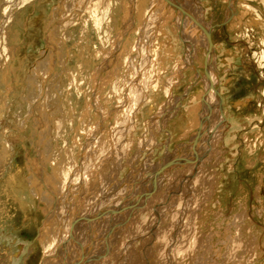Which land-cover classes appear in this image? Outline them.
<instances>
[{"label": "rangeland", "instance_id": "obj_1", "mask_svg": "<svg viewBox=\"0 0 264 264\" xmlns=\"http://www.w3.org/2000/svg\"><path fill=\"white\" fill-rule=\"evenodd\" d=\"M7 1L0 0V264H41L40 231L59 227L43 224L50 190L86 210L114 177L119 190L158 176L156 164L186 149L207 113L196 71L207 77L213 63L221 134L208 137L201 165L177 166L171 176L175 152L163 171L168 179L201 170L195 187L187 181L164 201L169 187L155 179L156 192L130 211L126 236L113 242L110 263L264 264V0H199L204 21L190 0H181L192 5L184 18L170 0ZM189 18L196 71L182 41ZM204 24L210 51L199 33ZM76 160L87 165V177L66 196L64 176ZM237 239L247 247L227 254Z\"/></svg>", "mask_w": 264, "mask_h": 264}, {"label": "bare ground", "instance_id": "obj_2", "mask_svg": "<svg viewBox=\"0 0 264 264\" xmlns=\"http://www.w3.org/2000/svg\"><path fill=\"white\" fill-rule=\"evenodd\" d=\"M170 1H171V4H173L172 6H174V8H176V15H179V13H181L180 16L183 18L185 17L184 11L187 12V10L188 11H190V9L192 10V8H191L192 5L191 6L189 5L190 8H188V7L185 8L184 3H182L181 0H170ZM7 2L9 3L10 7H13L15 5V3L19 2V0H8ZM161 2H164V0H162ZM165 2H166V0H165ZM190 2L191 3L193 2L194 5H196L197 9L200 10V12L197 15L199 16V19H201V21H204L203 8L201 7L199 0H192V1L190 0ZM8 3H6V4H8ZM190 21H192L190 18L187 19L186 24L184 23L185 24L184 29H183V27H181L182 41L184 42V45L186 48V53H187L186 58L192 64L194 70L196 71L195 66H194L195 64L193 62V56L191 54V44H190L191 41L188 40L189 38L187 36V27H188L187 25L189 24ZM197 24L199 25V23H197ZM191 25H192V23H191ZM198 25H196V26L199 27ZM210 30L211 29L208 30V28L206 27V24H204V26L199 30L200 31L199 33H203L204 36L206 37L207 41H208V50L209 51L212 50L210 48L213 46ZM185 36H187V38H188L187 40H186ZM207 69H208L207 77L206 76H199L197 71H196V78H199L198 80H202L203 82H205L204 84L207 86V89H206V87L204 85V89H205V92H207L206 95L208 96L207 102H204L205 105H204V103L201 105L203 108L205 106L207 113L203 114V110H202L201 111L202 115L199 116L200 118L198 119L199 123L197 122V124H198L197 130L199 129L200 135L197 139H195L193 141V137L197 134V132H198L197 131L196 134L192 136L190 141L183 143L181 145V147H183L185 144L187 146V148L184 150H181V152L177 150V151H174L171 153L170 152L167 153L165 155L166 157L163 156V158H164L163 162L161 163V161H159L156 164L157 166H155V168L158 169V171H157L158 176H150L147 179H145L144 181H142L139 185H137L135 187H133V185H132L131 189L129 187H123L122 189H119V190L117 189V187H118V184L116 183L117 178L114 177L111 179L112 180L111 183L115 185L114 188H112L111 186H113V185L108 182V187H105L106 193L103 192L101 197L99 195L100 198L98 197L99 198L98 201H96L94 203L92 202V204L89 205L90 208L86 209V210H84V209L81 210L75 204H74V207L72 208L71 206L73 205V202L72 203L71 202L68 203L67 201H65L64 203H63V201L60 202V200L62 199L60 194L58 195L55 192V190L49 191L52 194V200L50 199L51 200V203L49 204L50 207L45 212L46 219H45V222L43 224H45L46 229L48 226H51V223H55L59 227H56L58 230V233L57 232L54 233V231H52V229L46 230V231H40V235L44 236L46 239L43 242L45 255L42 259L41 264H78V263L79 264H88V263H86V261L89 259L93 260L92 262H94V264H111L112 262L110 263V259L113 257V253L115 250V248H114V250H112L113 244L116 242V239L118 240V239L122 238L123 236H126L125 235L126 232H124V231L127 228V226H129L131 224L129 221L130 220L129 217L131 215L130 211L137 208V207L139 209V207H141L142 205H144L146 203V200L151 195L150 193L156 192L154 190V188H152L153 183L161 181L163 183L160 186H163L164 184H166V186L169 187V189L167 190V194L165 196L166 199L162 198L164 201L169 200L171 198L172 194L175 191L176 192L178 191L176 189H178V188L181 189V187L183 185H185L184 183H187V181H190V183L192 182V185L195 187L196 180L199 177V174L201 175V173H200L201 170H199L198 172L195 173L196 170L193 171L192 168H190V170H188L187 173L185 172L183 174H179L176 177H174L175 176L174 175L173 177H168V179H166L167 178L166 176H170V175H165L163 173V171L166 168L165 163L167 162V159H169L171 156H176L175 152H177L179 159H176L174 157L175 158L174 163L171 164V166H172V170L170 172L171 176L173 174H178V173H174V172H177V170H175V168L177 166L186 167L185 166L186 164H189L190 162H192V163L196 164V165H194L196 167L197 164L198 165L200 164V162L203 160V158L208 159L207 147L211 145V143L209 142L210 140H208L209 139L208 137L214 138V135H216L215 132H217V131H220L217 133L218 135L221 134L222 129L219 130L216 128H217V126H219L218 124L220 121L222 122L223 125L225 123V120L223 119V116H222V104H221L222 100H221V96L219 95V91L217 89H215V87L213 86V80L210 78L211 71L216 73V69L214 68V63L210 64V65L208 64ZM144 92H145V87H144V85L140 84V87L138 89V93H136V95L138 94L137 95L138 96L137 101L140 102L141 101L140 98L142 100L144 99V95H143ZM165 117H166V114L164 112L162 114V117H160V118L164 119ZM127 127H128V125H127ZM127 127H126V131L129 128V127L128 128ZM216 138H218V137L215 136L214 139H216ZM93 139L95 140V141H93L95 143L100 141V139L96 135L93 137ZM214 139H213V141H214ZM110 142H112V141L110 140ZM96 145H98V143L95 144V146ZM111 145L113 148V143ZM112 150L113 149L110 150V153H113ZM194 152H197V155H195L193 157ZM178 156H176V157H178ZM81 157H83V156H81ZM110 158H111V156H110ZM108 161H109V159H108ZM155 168L153 169V171H155ZM114 169L115 168H113V170ZM68 172H67L68 174H66V175L63 174V175H65L64 176V183L66 184L65 187H67L66 188L67 192L65 193V195L71 194L70 186L73 184L74 181L77 182L78 184H83V182L86 180V177H87L88 167H87V165L83 164V160H80V161H77L73 165L72 170H69ZM211 178H213L212 175H211ZM155 179H156V181H155ZM88 181H90V180H88ZM211 181L212 180L210 179V184L212 183V185H213V182H211ZM125 182L126 183L129 182V180L127 179L122 183L124 184ZM109 184H110V187H109ZM62 188H63V186H62ZM112 189H114V190L116 189V192L113 194H110ZM61 190H64V189H61ZM131 190H132V192L129 194V192ZM119 191H121V193H118ZM123 192L125 194L120 195ZM190 193L193 194L192 192H190ZM194 193H195V191H194ZM182 195H184V194H182ZM88 196H90V195H88ZM122 197H123V199H122ZM187 197H188V194H187ZM95 198H96V196H95ZM54 200H55V202L53 203ZM92 200H94V199H92ZM96 200H97V198H96ZM81 201H83V200H81ZM58 202H60L59 205H58ZM86 202H88V201H86ZM137 202H139L140 205H135V203H137ZM78 205H79V203H78ZM102 205H103V207H102ZM165 209H167V208H165ZM155 211H156V208H155ZM136 213H137V211H136ZM101 214H104V215H101ZM179 214H182V213H179ZM156 215H157L156 217L160 218V216L157 213H156ZM120 216H122L123 219L121 218V220H119L118 217H120ZM131 216H133V215H131ZM78 222L79 223L85 222V224L78 226V225H80V224H78ZM180 223H181V221H180ZM63 226H64V229L66 228L65 230L63 229ZM171 226H172V224H171ZM154 227H155V225H154ZM164 227H166V226H164ZM61 229H62V231H61ZM176 229H177V232H179L178 228H176ZM85 232H86V234H85ZM123 232H124V234H123ZM50 237H51V239H49ZM124 239L126 240V238H124ZM102 240H103V242H102ZM179 240H180V238H179ZM97 242H99V243H97ZM51 243L54 244V246H50ZM131 243H132V241H131ZM171 243H172V241H171ZM102 244H103V246L101 247ZM126 244L128 245V243H126ZM99 246L101 249H99ZM246 247H247V245L245 246V242L243 240L237 239L234 242V244H232L228 248L227 254H230V255L232 254V256L239 254V252L241 250H244V248H246ZM200 249H202V248H200ZM123 252H125V254H127L126 251H123ZM167 252H168V250H167ZM88 253L91 255L88 258H85V255H87ZM121 256H123V254ZM103 257H105V258L102 260H97V259H100ZM125 257H126V255H125ZM95 260H97V261H95ZM142 261H143V259H142Z\"/></svg>", "mask_w": 264, "mask_h": 264}, {"label": "water", "instance_id": "obj_3", "mask_svg": "<svg viewBox=\"0 0 264 264\" xmlns=\"http://www.w3.org/2000/svg\"><path fill=\"white\" fill-rule=\"evenodd\" d=\"M197 131H198L197 134L193 137V141H194L195 139H197V138L199 137V135H200V133H199V129H198ZM203 154H204V153H203ZM195 155H197V152H194V153H193V157H194Z\"/></svg>", "mask_w": 264, "mask_h": 264}, {"label": "flooded vegetation", "instance_id": "obj_4", "mask_svg": "<svg viewBox=\"0 0 264 264\" xmlns=\"http://www.w3.org/2000/svg\"><path fill=\"white\" fill-rule=\"evenodd\" d=\"M227 1H228V0H227ZM227 7H229V3H227ZM229 13L231 14V12H229ZM232 17H233V16H232ZM230 18H231V16H230ZM228 21H229V20H228ZM228 21H227V22H228ZM227 22H226V23H227ZM226 23H225V26H226ZM225 26H223L224 29L226 28ZM225 30H226V29H225ZM212 32H213V31H212Z\"/></svg>", "mask_w": 264, "mask_h": 264}]
</instances>
